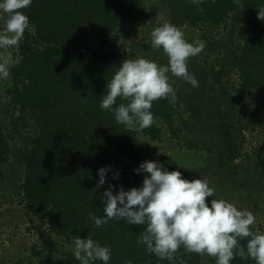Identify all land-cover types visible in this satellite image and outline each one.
Instances as JSON below:
<instances>
[{"label":"trees","instance_id":"trees-1","mask_svg":"<svg viewBox=\"0 0 264 264\" xmlns=\"http://www.w3.org/2000/svg\"><path fill=\"white\" fill-rule=\"evenodd\" d=\"M165 1L180 19L179 25L186 23L194 28L221 25L235 12L237 20L247 25L239 34L243 47L236 55L238 90L242 96L252 90L264 92V21L257 15L264 0H203V11L191 0ZM24 11L30 24L19 42V57L11 67L12 84L7 93L20 111L18 118L23 120L29 115L39 129L31 145L21 153L26 166L22 183L26 200L35 211H45L51 232L63 236L68 244L72 245L74 235L91 233L101 244L111 245L109 264H126L128 260L133 264H172L146 251L139 240L145 225L114 219L94 227L89 218V212L103 214L102 194L110 183L117 186L115 190L120 185L126 189L140 186L135 169L141 162L144 144L136 128L118 123L113 112L99 106L107 79L122 60L136 58V53L85 48L89 47L91 34L100 44L110 43L123 22L145 20L148 7L143 0H33ZM224 73L214 71L215 82L220 83ZM173 100L174 96L155 100L152 125L138 129L156 139L161 128L155 119L162 118L173 131ZM121 102L127 103L117 97V104ZM244 128L258 130L264 136V103L263 109L245 110ZM8 153L9 142L0 121V166ZM155 160L170 170L180 168L189 179L202 177L204 172L202 167L180 164L165 152ZM105 165H111V170L105 184L96 187L98 169ZM117 170L119 176L114 178ZM246 239L239 242L246 244ZM208 256L216 264V258ZM47 263L80 264L72 250L48 258ZM200 263V253L187 252L183 247L178 250L175 264ZM95 264L103 262L97 260ZM231 264L255 261L235 255Z\"/></svg>","mask_w":264,"mask_h":264},{"label":"rangeland","instance_id":"rangeland-1","mask_svg":"<svg viewBox=\"0 0 264 264\" xmlns=\"http://www.w3.org/2000/svg\"><path fill=\"white\" fill-rule=\"evenodd\" d=\"M143 1L148 7L145 20L123 22L108 44H100L91 34L85 50L96 47L108 52H133L136 57L145 56L167 64L163 49L151 46L153 28L165 22L179 27L187 40L203 41L205 47L198 55L188 58L189 71L199 81L197 87L183 77L168 73L175 92L174 130L162 118L155 119L161 128L156 139L136 128L144 144L141 161L155 160L165 152L180 164L202 167L201 178L210 181L215 197H224L251 210L256 217L251 227L264 232V136L258 130L244 128L245 110L263 109L264 92L252 90L242 96L238 90L240 72L236 55L243 47L239 34L247 25L232 12L218 26L194 28L186 23L180 26V19L173 15L165 0ZM18 45L0 50L7 59L8 73L0 76V121L9 142L8 158L0 166V264H48V258L65 255L72 245L63 236L51 232L45 211H35L22 189L26 166L21 153L31 145L39 129L29 115L23 120L18 118L20 111L7 93L12 84L11 67L19 57ZM213 70L225 72L220 83L215 82ZM144 176L145 173H139L140 185ZM212 198L207 197L209 202ZM200 264L213 263L204 253Z\"/></svg>","mask_w":264,"mask_h":264},{"label":"clouds","instance_id":"clouds-1","mask_svg":"<svg viewBox=\"0 0 264 264\" xmlns=\"http://www.w3.org/2000/svg\"><path fill=\"white\" fill-rule=\"evenodd\" d=\"M191 2L203 11V0ZM32 3L33 0H0V50L19 44L30 24L24 9ZM258 9L257 15L264 21V6ZM151 46L162 48L168 63L159 64L145 56L125 58L111 79H107L106 91L101 96L100 108L113 112L115 120L128 128L150 127L154 119L153 102L175 95L169 72L183 77L193 87L199 84L189 71L188 58L203 50V41H189L174 23L165 22L153 28ZM7 74V59L0 51V76ZM117 97L127 103L117 104ZM110 170L111 165L98 169L96 187L105 184ZM135 171L145 173L140 186L126 189L120 185L115 190L117 186L110 183L104 189L103 214L89 212L94 227H102L114 219L143 224L146 227L139 240L146 251L172 264L181 247L187 252L207 253L216 258V264H231L235 255L264 264V232L251 227L256 220L254 213L224 197L216 198L207 178L189 179L180 168L170 170L160 160L153 159L141 161ZM118 176L117 170L114 178ZM210 196L213 198L209 202ZM243 238H247L246 244L239 242ZM72 252L80 264H95L97 260L109 264L112 257L111 245L101 244L91 233L74 235Z\"/></svg>","mask_w":264,"mask_h":264}]
</instances>
